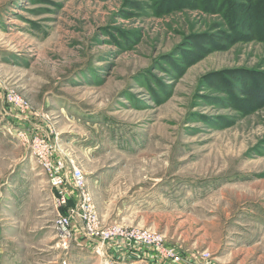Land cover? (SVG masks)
<instances>
[{"label":"rangeland","instance_id":"374dc122","mask_svg":"<svg viewBox=\"0 0 264 264\" xmlns=\"http://www.w3.org/2000/svg\"><path fill=\"white\" fill-rule=\"evenodd\" d=\"M262 86L264 0H0V264H264ZM37 136L184 259L60 241Z\"/></svg>","mask_w":264,"mask_h":264},{"label":"built area","instance_id":"2783aa9c","mask_svg":"<svg viewBox=\"0 0 264 264\" xmlns=\"http://www.w3.org/2000/svg\"><path fill=\"white\" fill-rule=\"evenodd\" d=\"M5 99L23 109L29 105L23 96L14 92L5 93ZM59 153V146L49 138L37 136L34 139L33 155L54 189L53 199L58 210L55 227L60 241H72L77 235L84 241H100L103 247L107 241H122L125 246L141 243L158 256L178 261L184 259L182 253L166 246L163 237L156 232L117 224L102 226L86 175L72 160L54 159Z\"/></svg>","mask_w":264,"mask_h":264},{"label":"trees","instance_id":"16d2710c","mask_svg":"<svg viewBox=\"0 0 264 264\" xmlns=\"http://www.w3.org/2000/svg\"><path fill=\"white\" fill-rule=\"evenodd\" d=\"M248 98H252L255 106H261L264 104V86L261 89H246L245 93Z\"/></svg>","mask_w":264,"mask_h":264},{"label":"crops","instance_id":"0c3cea01","mask_svg":"<svg viewBox=\"0 0 264 264\" xmlns=\"http://www.w3.org/2000/svg\"><path fill=\"white\" fill-rule=\"evenodd\" d=\"M156 264V263H155Z\"/></svg>","mask_w":264,"mask_h":264}]
</instances>
